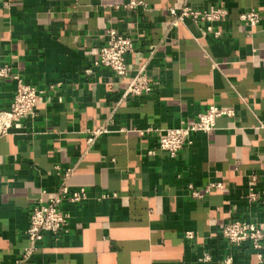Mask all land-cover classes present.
<instances>
[{"label": "crops", "instance_id": "1", "mask_svg": "<svg viewBox=\"0 0 264 264\" xmlns=\"http://www.w3.org/2000/svg\"><path fill=\"white\" fill-rule=\"evenodd\" d=\"M126 1L0 0V66L40 93L36 115L0 135V264H17L35 201L64 182L88 198L65 202L69 232L45 233L22 264H219L227 256L261 264L251 245L230 244L222 226L246 219L264 231V18L254 27L240 18L263 10L264 0L116 6ZM186 6L226 8L212 24L221 36L189 17L175 24L167 9ZM109 28L133 38L127 76L95 64ZM140 69L152 90L125 96ZM16 90L15 80L0 79V112ZM211 105L234 113L192 133L174 157L159 147L166 129ZM98 128L107 131L89 142ZM211 184L221 187L192 196L190 186L204 192Z\"/></svg>", "mask_w": 264, "mask_h": 264}, {"label": "built area", "instance_id": "2", "mask_svg": "<svg viewBox=\"0 0 264 264\" xmlns=\"http://www.w3.org/2000/svg\"><path fill=\"white\" fill-rule=\"evenodd\" d=\"M117 7L129 9H137L138 7H147L145 0H129L120 2ZM168 12L175 17L174 23L178 24L181 20L189 17L197 22H202L206 32L213 33L214 36L220 37L221 31L215 30L213 22L225 20L228 10L224 7H211L208 10H199L191 7H184L180 13L175 8H168ZM240 18L248 25L254 27L264 18V9H251L241 14ZM106 43L100 48L96 65L105 66L113 70L119 75L127 76L129 74V66L126 56L134 50L133 38L123 34L114 28L106 30ZM11 78L17 83V90L10 107L0 112V135L6 134L8 129L22 118L34 117L36 109L40 103V93L36 86L26 82L20 74L12 73L9 65L0 66V79ZM152 90L151 84L143 69H140L130 76L128 88L125 96H140ZM234 111L227 108H220L211 105L205 112L198 115L197 118L190 120L179 127L168 128L163 136L159 139V147L168 152L170 156H176L186 145L192 144V133L197 131L208 132L215 128L216 120L222 115H233ZM264 128V122L261 123ZM107 131L105 128H98L92 132L93 137L89 139L92 142L95 136ZM253 182L257 181L256 176H251ZM193 197H202L205 192L210 191L214 187H221V184H211L205 188L204 192H200L190 186ZM47 199L39 198L35 201L31 214L29 226L26 230L30 244L23 250L21 258L17 264H22L30 259L37 248L45 233L50 232L58 237L63 233L69 232L70 213L63 208L65 202L80 203L88 198V192L85 188H70L64 182L54 192H46ZM112 196L117 197L116 193ZM110 194H102L99 199L109 198ZM259 194L250 189L248 194L249 202H256ZM222 234L228 242L234 246L240 247L249 244L257 253V258L261 264H264V231L253 221L246 219H234L222 226ZM187 235L192 237V233ZM210 257L204 255L200 261H207ZM219 264H234L232 256H227Z\"/></svg>", "mask_w": 264, "mask_h": 264}]
</instances>
